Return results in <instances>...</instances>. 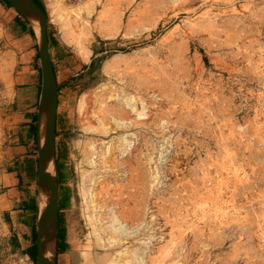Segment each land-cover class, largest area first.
<instances>
[{
	"label": "rangeland",
	"instance_id": "374dc122",
	"mask_svg": "<svg viewBox=\"0 0 264 264\" xmlns=\"http://www.w3.org/2000/svg\"><path fill=\"white\" fill-rule=\"evenodd\" d=\"M41 1L48 36L74 55L53 56L61 89L58 235L67 244L60 253L81 264H106L124 248L121 264H264V0ZM106 23L118 26L108 33ZM5 30L0 26V155L7 95L25 46ZM82 32L86 55L76 41ZM126 97L144 124L117 128L114 118H135ZM123 132L138 136H128L134 149L121 155ZM96 142L103 158L95 168L88 160ZM93 178L103 227L112 212L129 230L140 226L120 246L104 249L91 234L82 193ZM2 193L0 264H36L2 225Z\"/></svg>",
	"mask_w": 264,
	"mask_h": 264
},
{
	"label": "crops",
	"instance_id": "0c3cea01",
	"mask_svg": "<svg viewBox=\"0 0 264 264\" xmlns=\"http://www.w3.org/2000/svg\"><path fill=\"white\" fill-rule=\"evenodd\" d=\"M2 25L6 29L8 38L18 37L25 45H22L19 51L20 59L13 74L12 87L7 95L6 136L2 141L0 155V189L2 188L5 198L2 225L8 227L9 234L17 239L16 249L20 250L26 259L33 261L29 250L34 244L32 232L37 222L36 112L41 73L32 35L29 32L30 26L15 9L0 3V26ZM58 41L61 47L68 48L72 52L68 43L60 39ZM53 56V48L50 47V57L54 62ZM79 64L82 67L87 61L82 59ZM64 92L68 94L67 89ZM60 93L59 88L56 120L61 103ZM78 94L83 95L81 91ZM57 264H81V262L70 261L69 255L64 251L57 257Z\"/></svg>",
	"mask_w": 264,
	"mask_h": 264
},
{
	"label": "water",
	"instance_id": "95a60500",
	"mask_svg": "<svg viewBox=\"0 0 264 264\" xmlns=\"http://www.w3.org/2000/svg\"><path fill=\"white\" fill-rule=\"evenodd\" d=\"M5 1L25 19L37 42L41 88L36 112V264H57L59 190L55 158V134L58 85L50 58L47 14L33 0ZM51 160L54 161L55 174H51L47 170ZM48 249L52 251L51 255H47Z\"/></svg>",
	"mask_w": 264,
	"mask_h": 264
},
{
	"label": "bare ground",
	"instance_id": "6f19581e",
	"mask_svg": "<svg viewBox=\"0 0 264 264\" xmlns=\"http://www.w3.org/2000/svg\"><path fill=\"white\" fill-rule=\"evenodd\" d=\"M53 3H54V1H53ZM58 10H57V12H58ZM107 10H108V7L107 6H104L103 9H102V13L105 14L107 12ZM116 26H118L117 23H106L104 25V30H106L108 33H113L116 30ZM83 35H84L83 32L80 33L77 36L76 41H77V44H78V47H79V51L82 52L84 55H86L88 53V50H87V48L85 47V45L83 43ZM115 62H116V59L115 58H113L112 60L108 61L107 62L108 67L111 68V67L115 66L114 65V64H116ZM5 69H6V67H4L3 70H5ZM123 100H124V103H125L124 104L125 105L124 107L126 109L132 111L133 114H134L133 116H135V118H133L134 120L131 119V118L130 119H128V118H125V119H115L114 118V122L116 123L117 128H126L127 129V128H130V126L131 127L132 126H135V124H138V123L139 124L140 123L141 124H144L145 120L137 121V119L144 118V117H142L143 112H141L140 110L137 109V107H135V104H134V102L131 101V98L130 97H126ZM79 105H80V107H82L84 105V102L81 100L80 103H79ZM123 110L125 111L124 108H123ZM86 118H87V116H86ZM86 118L84 119V122L87 123V125H88L89 123L86 120ZM86 129H90V126H87ZM91 129L94 130V131H97L100 135H105L107 133V129L105 127H101L100 128V126H95V127L91 128ZM125 131H127V130H125ZM128 136H130V137L131 136H134L136 138V136H138V135H136L135 133L133 135L132 133H129V132L128 133H124L123 132L122 135L119 134L118 139H119V142L121 144V147H120L119 151H120L121 155H123L125 152H127V153L128 152H131V149L134 147L135 141L134 140H131L130 138H128ZM116 138H115V140H116ZM93 142H95V141H93ZM100 144H102V142H96V143L90 144L91 150L93 149V153L91 154V157L89 155L90 159L88 160V162H89V164L92 167H95V168L97 167L98 160L100 158L101 159L103 158V157H100L101 156V153H100V150H99ZM105 155H106V153H105ZM112 155H113V153H112ZM53 160H51L50 164L47 167V170L51 174H55V171H54V168H53V162H54ZM231 173H233V172H231ZM93 181L94 182H93V184L90 187L92 190L88 191V190L84 189L83 190V193H82V202H83L84 206L86 207V209L88 210L87 211V214H86V217H87L89 226L91 228V234L94 237L95 241L99 244L98 246H100V247H102L104 249H109V248L114 247V246H120L123 243L124 239L126 241V238H128L129 236H133L138 231V227H140V226H137V227H134V228L131 227L132 230H129V225L127 227V223L121 221L118 218L117 214L112 212L111 213L112 214L111 219L109 221L107 220L106 221L107 222V225L105 227H103V222H102L103 220L100 217L98 219V209H97V205H98L97 204V195H98V193L96 192V190L93 191V188L96 187V185H95V183H96L95 178H93ZM84 182H85V180H84ZM43 199H45V196H43ZM103 211H105V210L103 209ZM108 223H109V225H108ZM106 228H107L108 231H106ZM140 242H142V241H140ZM142 243H144V242H142ZM51 252L52 251L50 249H48L47 250V255H51ZM125 254H126L125 248L124 249L117 250L116 251L115 260H112L111 259V260L107 261L106 264H121L120 258L123 257ZM125 257H127V256H125ZM136 259H137V257H136ZM139 259L142 260L143 258H139ZM86 261L89 262V263H91V255L90 254L86 255Z\"/></svg>",
	"mask_w": 264,
	"mask_h": 264
},
{
	"label": "trees",
	"instance_id": "16d2710c",
	"mask_svg": "<svg viewBox=\"0 0 264 264\" xmlns=\"http://www.w3.org/2000/svg\"><path fill=\"white\" fill-rule=\"evenodd\" d=\"M33 1L42 9L43 12L46 13L45 5L43 4V2L41 0H33ZM0 2L6 7H11L5 0H0ZM29 32L32 36H34L32 30L30 28H29ZM48 38H49V46L53 48L54 56L56 57L55 61H62V60L72 61L73 60L74 55L72 54V52H70V50L68 48L61 47L60 42L58 41V39L56 37H51L49 35ZM52 65H53V69L55 72L56 62H52ZM87 67H88V65H86V64L82 65L83 69L87 68ZM58 89H59V85H58ZM56 126H57V120H56ZM56 135H57V130H56L55 136ZM57 173H58L57 179H58V184H59L63 178L62 173H61V165H60V169L59 170L57 169ZM34 235H36L35 229H34ZM14 239H15V237H14ZM14 239H12V241L14 244H16ZM64 241H65L64 236H63L62 241H60L59 235H58V238H57V254H59L61 252V249L67 247V244H65ZM29 252H30V255L32 256L33 260L36 261V240L34 241V244H33L32 248L29 250Z\"/></svg>",
	"mask_w": 264,
	"mask_h": 264
},
{
	"label": "flooded vegetation",
	"instance_id": "af4514ba",
	"mask_svg": "<svg viewBox=\"0 0 264 264\" xmlns=\"http://www.w3.org/2000/svg\"><path fill=\"white\" fill-rule=\"evenodd\" d=\"M58 190H59V187H58ZM60 210V209H59ZM60 215L58 214V217H59ZM58 231H59V227H58ZM35 234H36V229H35ZM36 236V235H35ZM57 238H58V235H57Z\"/></svg>",
	"mask_w": 264,
	"mask_h": 264
}]
</instances>
